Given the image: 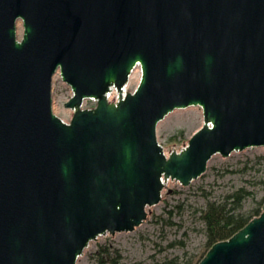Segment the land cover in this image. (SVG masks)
Returning <instances> with one entry per match:
<instances>
[{
    "label": "water",
    "instance_id": "95a60500",
    "mask_svg": "<svg viewBox=\"0 0 264 264\" xmlns=\"http://www.w3.org/2000/svg\"><path fill=\"white\" fill-rule=\"evenodd\" d=\"M57 71L69 122L52 111ZM188 106L203 123L165 154L157 124ZM254 146L264 0H0V264H76L99 235L140 225L166 181ZM197 264H264V202Z\"/></svg>",
    "mask_w": 264,
    "mask_h": 264
},
{
    "label": "rangeland",
    "instance_id": "374dc122",
    "mask_svg": "<svg viewBox=\"0 0 264 264\" xmlns=\"http://www.w3.org/2000/svg\"><path fill=\"white\" fill-rule=\"evenodd\" d=\"M22 31L19 19L16 22L17 38L21 37ZM139 78L137 66L130 75L129 90L137 86ZM71 94L70 86L57 71L52 77V111L65 122L72 116V110L64 106ZM93 105L94 101L85 100L82 107ZM202 123L199 106L175 108L158 122L157 141L165 154L172 147L179 150ZM241 187L252 195L242 201L240 210L247 212L258 207V201L264 197V146L233 151L228 156L214 154L205 172L188 185L168 180L161 191V200L147 207V217L140 225L132 231L99 235L89 242L76 264H96V253L102 246L118 250L122 264H154L173 258H177L179 264H193L208 248L202 211L208 202L222 201ZM148 208L152 211L150 214Z\"/></svg>",
    "mask_w": 264,
    "mask_h": 264
},
{
    "label": "trees",
    "instance_id": "16d2710c",
    "mask_svg": "<svg viewBox=\"0 0 264 264\" xmlns=\"http://www.w3.org/2000/svg\"><path fill=\"white\" fill-rule=\"evenodd\" d=\"M250 195L252 193L249 190L241 187L228 194L222 201H210L207 203L201 217L205 225L208 248L213 243L230 237L243 227L248 220L261 212L264 197L258 201V207L247 212L240 210L242 201ZM202 256L193 264H197ZM120 259L121 256L118 250H111L106 246L100 247L96 253V264H122L119 262ZM154 264H179V262L177 258H173L155 262Z\"/></svg>",
    "mask_w": 264,
    "mask_h": 264
},
{
    "label": "bare ground",
    "instance_id": "6f19581e",
    "mask_svg": "<svg viewBox=\"0 0 264 264\" xmlns=\"http://www.w3.org/2000/svg\"><path fill=\"white\" fill-rule=\"evenodd\" d=\"M168 181H166V185H167Z\"/></svg>",
    "mask_w": 264,
    "mask_h": 264
}]
</instances>
